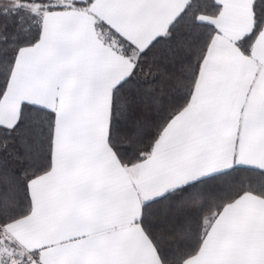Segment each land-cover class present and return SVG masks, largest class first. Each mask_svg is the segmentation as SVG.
<instances>
[{"label":"snow or ice","instance_id":"6c2138e0","mask_svg":"<svg viewBox=\"0 0 264 264\" xmlns=\"http://www.w3.org/2000/svg\"><path fill=\"white\" fill-rule=\"evenodd\" d=\"M0 264H264V0H0Z\"/></svg>","mask_w":264,"mask_h":264}]
</instances>
